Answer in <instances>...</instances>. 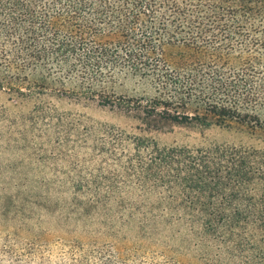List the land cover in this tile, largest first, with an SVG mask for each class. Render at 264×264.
I'll return each instance as SVG.
<instances>
[{
  "label": "trees",
  "instance_id": "obj_1",
  "mask_svg": "<svg viewBox=\"0 0 264 264\" xmlns=\"http://www.w3.org/2000/svg\"><path fill=\"white\" fill-rule=\"evenodd\" d=\"M116 73L151 85L135 105L147 122L257 139L133 146L158 194L154 218L185 224L201 264H264V0H0V91L11 98L71 88L108 99L103 80Z\"/></svg>",
  "mask_w": 264,
  "mask_h": 264
},
{
  "label": "rangeland",
  "instance_id": "obj_2",
  "mask_svg": "<svg viewBox=\"0 0 264 264\" xmlns=\"http://www.w3.org/2000/svg\"><path fill=\"white\" fill-rule=\"evenodd\" d=\"M103 83L108 99L0 91V264H201L185 224L154 218L158 194L137 175L133 141L260 143L234 128L156 126L135 106L149 83L119 73Z\"/></svg>",
  "mask_w": 264,
  "mask_h": 264
}]
</instances>
